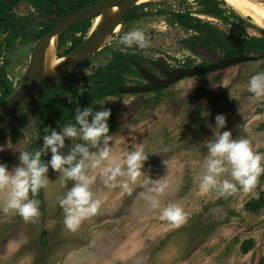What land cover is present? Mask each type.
I'll list each match as a JSON object with an SVG mask.
<instances>
[{
    "label": "rangeland",
    "instance_id": "374dc122",
    "mask_svg": "<svg viewBox=\"0 0 264 264\" xmlns=\"http://www.w3.org/2000/svg\"><path fill=\"white\" fill-rule=\"evenodd\" d=\"M198 10L195 0H163L136 9V14L144 16L138 20L122 22L111 43L95 53L83 68L67 80L55 98L71 100L83 97L90 86L81 79L91 75L95 68L107 65L115 53L126 56L137 54L160 66L172 67L173 72L181 68L187 58L192 60L193 67L223 61V53L203 50L186 41L193 33L176 25L173 18L176 13H190L220 30L243 36H260L259 32L263 30L254 25L251 19L241 15L244 22L234 25L199 15ZM15 13L18 16H30L34 8L30 2L23 1L15 8ZM36 19L41 17L33 19L29 29L32 36L14 40L4 50L2 65L14 84L22 82L25 76L35 46L34 36L42 22ZM230 21L233 22V19ZM137 29L144 32L148 47L127 48L118 43L122 35ZM80 38L81 34L67 35L59 54ZM189 47H192L193 53L188 51ZM152 72L161 88L167 87L173 78L172 72L164 75L157 70ZM259 72H264V58L244 61L204 76L177 79L183 80L160 93L124 92L93 106L94 111L102 107L111 110L109 128H117L110 134L111 156L119 158L122 170H126L123 161L127 153L135 150L138 144H142L144 152L148 154L142 174L136 179L142 186L131 193L117 190L112 195L118 207L116 211L111 209L112 205L99 204L98 210L102 215L98 218V225H102L103 220L115 219L116 231L122 232L116 247L121 248L120 257L124 259H105V264L260 263L264 257V207L259 212L250 213L245 210V205L257 199L260 191H264V182H257L249 191H244L232 180L229 168L218 179H227L237 184L236 191L222 195L215 189L205 192L200 188V178L206 171L205 158L208 155L204 142L213 136L210 127H215L217 114L226 116V127L221 131H231L236 140H249L252 150L264 155V97L257 99L248 91L250 77ZM139 83L145 82L142 78H130L129 85ZM66 120L62 119L60 123H67ZM23 128L28 132L26 138L21 131ZM44 135L42 121L35 109L24 110L6 119L0 124V149H3L0 150V163L7 164L11 170L19 163V151L29 152L31 146L41 138L43 141ZM78 141L79 137L72 141L66 139L63 151L67 152L71 143L74 145ZM102 148L101 144L98 149L91 151L96 152ZM50 158L51 153L44 156V161ZM98 171L86 169V174L93 178L90 191L96 193L95 197L98 196L97 191H100L97 190L99 186H104L102 177L96 176ZM47 175L49 182L45 188L40 189L39 196L29 194L31 199L40 202V214L27 222L15 211L3 212L8 190H0V264L58 263L56 253L53 254L56 251L57 236L48 230L51 220L64 224L65 213L59 201L70 190L73 182H65L50 167ZM148 178L158 180L166 187L161 193L149 192V188L157 185H145L144 181ZM149 196L155 197L158 207L153 206ZM135 199L138 202L136 212L128 209L129 202ZM173 204L183 210L184 220L179 226L162 218L163 209ZM43 232H46L45 235ZM113 236L111 240L119 239ZM69 237L60 240L69 241ZM247 240H252L254 247L247 254H242L241 245ZM129 256L132 257L125 259Z\"/></svg>",
    "mask_w": 264,
    "mask_h": 264
},
{
    "label": "clouds",
    "instance_id": "9594fccd",
    "mask_svg": "<svg viewBox=\"0 0 264 264\" xmlns=\"http://www.w3.org/2000/svg\"><path fill=\"white\" fill-rule=\"evenodd\" d=\"M111 43V40L108 41ZM118 43L127 48L133 46L144 49L148 47V41L141 30H132L119 38ZM248 91L254 94L255 98L264 97V72H259L250 77ZM103 105V102H101ZM104 106V105H103ZM111 110L102 107L95 110L93 107L77 106L74 115V124L57 121V128L45 127L42 146L34 152L19 151L18 165L9 169L7 164L0 163V190L7 189V198L4 201L3 212L15 211L26 222L39 216V204L36 199H31L29 194L35 196L40 189L45 188L49 182V167L58 172L65 181H72V187L59 203L65 213L64 224L72 231H75L82 220L94 215L99 208V201H93L90 186L93 178L86 174V168L98 167L107 160L108 166L104 169L107 180L115 181L118 176H127L133 182L142 174L144 162L148 154L143 150L142 144H138L135 150L126 155L123 164L126 170H122V163L119 158L111 156L109 135L110 129L108 120ZM226 127V116L217 114L215 127L211 125L213 136L204 143L208 150L205 158L206 171L200 178L202 191L217 190L222 195L231 194L236 191L237 184L227 179L218 178L228 172L232 180L236 181L244 191H249L264 173V155L254 152L247 139H233L231 131H221ZM23 137L28 136L25 128L21 129ZM79 137L83 143H71L67 152L65 141H72ZM103 148L93 152L91 149ZM3 150V149H0ZM51 153V158L46 162L42 157ZM90 162V164H86ZM155 183L157 186L149 188V192L161 193L166 187L160 181L146 179L144 184ZM115 186V185H113ZM125 191H131L127 183H124ZM154 207H158L155 197L149 196ZM162 218L175 226H179L184 220L183 210L178 205H169L162 211Z\"/></svg>",
    "mask_w": 264,
    "mask_h": 264
},
{
    "label": "trees",
    "instance_id": "16d2710c",
    "mask_svg": "<svg viewBox=\"0 0 264 264\" xmlns=\"http://www.w3.org/2000/svg\"><path fill=\"white\" fill-rule=\"evenodd\" d=\"M19 0H0V30L4 33L10 31V36L17 37L22 34L21 25L23 19H17L11 14V9L18 3ZM101 0H54V2L47 0H32L31 3L36 12L41 14V17L51 16H67L79 10L89 8L97 5ZM198 3L199 15L208 16L218 19L224 23L242 24L244 19L227 7L226 3L221 0H195ZM148 4L133 7L124 17L123 23L127 21L138 20L144 14H136L138 8H143ZM175 23L186 30H192L197 33L196 42L203 48H214L223 53L225 58H243V61H251L264 58V30H260V36L238 35L227 33L220 30L218 27L203 22L191 16L190 13H176L173 14ZM233 19V22L230 20ZM250 19V18H247ZM23 20V21H22ZM43 24L45 27L41 35L48 32L52 25L49 23ZM91 26V22H83L73 26L72 30L86 33ZM39 36L35 37L38 38ZM144 63L137 55L126 56L124 54H114L111 62L106 67H100L96 72L87 79L94 85V93L88 95V99L79 103L72 104L67 100H55L51 96L56 92L62 90L63 87L58 88L47 94L44 98L36 102L30 108H37L39 117L42 121V126L52 127L57 121L67 119L66 122L74 124L75 109L77 106L93 107L95 102L109 97H116L120 95L121 87L126 85V77L129 75H138ZM0 89L2 97L0 104L9 98L15 90L6 83L4 76L0 75ZM157 91V89L155 90ZM109 135L115 131L116 127L109 128ZM78 143H83L80 141ZM40 148V145L35 144L31 147V152ZM44 157H42V162ZM264 182V173L258 178V183ZM40 191V190H39ZM39 196V192L35 195ZM264 207V191H260L257 199H252L245 205V210L250 213L259 212ZM254 247L252 240L244 241L241 245L240 251L242 254H247ZM259 264H264V257Z\"/></svg>",
    "mask_w": 264,
    "mask_h": 264
},
{
    "label": "water",
    "instance_id": "95a60500",
    "mask_svg": "<svg viewBox=\"0 0 264 264\" xmlns=\"http://www.w3.org/2000/svg\"><path fill=\"white\" fill-rule=\"evenodd\" d=\"M118 5L121 6L120 9L111 16L103 30L92 36L88 34L86 40L75 51L64 57L66 60L73 59V64L67 68L55 71L52 67V58L57 50L61 35L75 25L88 21L93 22L95 18ZM132 8L133 6H131L130 0H101L95 6L82 9L66 18L58 19L57 26L36 43L31 56L30 67L23 82L9 98L0 104V123L9 116L28 108L36 101L43 98L48 92L61 85L73 73L78 71L99 51L100 45L105 37L118 23L121 25L124 17ZM1 20L2 19H0V21ZM44 48L46 49L45 54L43 53ZM242 61L243 58H226L223 61L213 63L204 68L191 70L179 69L173 72V78L176 80L183 77H191L215 70H221L237 65ZM144 76L151 80V85L131 87L129 91L139 93L146 92L156 86L157 81L155 78L149 77L148 73H144Z\"/></svg>",
    "mask_w": 264,
    "mask_h": 264
},
{
    "label": "crops",
    "instance_id": "0c3cea01",
    "mask_svg": "<svg viewBox=\"0 0 264 264\" xmlns=\"http://www.w3.org/2000/svg\"><path fill=\"white\" fill-rule=\"evenodd\" d=\"M86 164H90V162H86ZM108 166L107 161H103L98 167L92 168L87 167V170L90 169H99L97 177H102V182L104 186H99L97 190V197L93 194V201H99L101 205H112L111 209L116 211L118 207L115 206L116 200L113 199V196L116 194L117 190H124L123 184L127 183L130 185L131 191H125L128 193L134 192L135 189L142 186L138 181L132 182L130 178L127 176H118L115 181L107 180V176L104 174L102 169ZM122 180V181H121ZM106 184L115 185L110 187L106 186ZM148 189V187H147ZM147 194V192L145 193ZM113 195V196H112ZM123 198H121L122 200ZM138 206L137 199L129 202L128 209L130 211H135ZM126 208V207H125ZM101 212L99 210L91 215L80 223L79 227L75 230H69L63 222L59 224L58 222H54L51 220V224L49 225V233L57 236V245L55 258L58 262L57 264H105L103 260L105 259H113L118 257L117 259H124L120 257L121 248L116 247V243L121 240V231H116V220H103L102 225H98V218L101 216ZM122 226V225H121ZM46 232H43L45 235ZM114 235V236H113ZM69 237V241L60 240L62 237ZM111 236L119 237V239L111 240ZM65 242V243H64ZM114 243L113 245H111ZM117 251H116V250ZM120 257V258H119ZM132 256L125 257L131 258Z\"/></svg>",
    "mask_w": 264,
    "mask_h": 264
},
{
    "label": "flooded vegetation",
    "instance_id": "af4514ba",
    "mask_svg": "<svg viewBox=\"0 0 264 264\" xmlns=\"http://www.w3.org/2000/svg\"><path fill=\"white\" fill-rule=\"evenodd\" d=\"M23 1H25V2H30V5L33 7V5H32V3H31V0H19L18 1V3L11 9V14L15 17V18H17V19H23L22 21V25H21V30H22V34H20V35H18L17 37H13V36H10V31H7L6 33H4L2 30H0V35H2V39H0V75H3L4 76V79H5V81H6V83H8L9 85H10V87H11V90H15L16 91V89H18V87L20 86V84L23 82H19V83H17V84H14L11 80H10V78H9V76H8V74H7V72H6V68H5V66H3L2 65V59H3V53H4V50H5V48H6V46L7 45H9L12 41H14V40H18V39H20L21 37H28V36H32V35H30V33H29V29L31 28V24H32V22H33V19H34V17H41V14H39V13H37L36 12V10H35V8H34V13L33 14H31L30 16H18L16 13H15V8L21 3V2H23ZM51 2H54V0H50ZM143 5V4H142ZM227 5V4H226ZM139 6H141V5H139ZM80 11V10H79ZM78 12V11H77ZM74 13H76V12H74ZM35 15V16H34ZM71 15V14H70ZM69 15H67V16H51V17H41V19H36L37 21H44V23H42V22H40L39 23V25H40V28L38 29V31H37V35L36 36H34V43H35V45H36V43L41 39V38H43L44 36H46L48 33H50L56 26H57V24H58V22H57V20L58 19H61V18H66V17H68ZM191 16H192V14H191ZM193 17V16H192ZM194 18H196V17H194ZM0 19H2V18H0ZM198 19V18H197ZM3 20V19H2ZM1 20V21H2ZM48 20H50L49 21V23H51L50 25H52V27H51V29L48 31V32H46V33H44V35H41L42 34V31H44L45 29V27L43 26V24H46L47 22H48ZM176 25H178L177 23H176ZM179 26V25H178ZM120 27H121V25H120ZM72 28L73 27H71V28H69L68 30H66L62 35H61V37H60V39H59V41H58V46H57V50H56V55H55V57L56 58H64V57H66V56H68L69 54H71L73 51H75L85 40H86V38H87V36H88V32H86V33H83V32H81V31H73L72 30ZM180 28H182V27H180ZM120 29V28H119ZM183 29V28H182ZM88 30H90V28L88 29ZM186 30V29H185ZM119 31V30H118ZM189 32H192L193 33V35L190 37V38H188L186 41H189V42H191L192 43V45L193 46H196V47H198V48H200V49H203V50H216V49H214V48H203V47H201L197 42H196V37H197V33L196 32H194V31H192V30H188ZM223 31V30H222ZM228 33V32H227ZM69 34H71L72 36H76V35H79V34H81V37L82 38H80V39H78V40H76L75 42H72L71 43V46L65 51V52H63L62 54H59V50L61 49V46H62V43H63V40H64V38L67 36V35H69ZM260 34V33H259ZM117 35V33L115 34V36ZM37 36H39L38 38H35V37H37ZM114 36V37H115ZM113 37V38H114ZM112 38V39H113ZM111 39V40H112ZM109 44V43H108ZM107 44V45H108ZM106 45V46H107ZM106 46H104V48H106ZM34 48H35V46H34ZM34 48H33V50H34ZM104 48H102V49H100L99 51H101V50H103ZM188 49V51L189 52H191V53H193V50H192V47H189V48H187ZM98 51V52H99ZM217 51V50H216ZM32 53H33V51L31 52V55H30V58H29V63H28V66H27V68H26V72H25V76H24V78L26 77V74H27V71H28V69H29V67H30V60H31V56H32ZM116 54V53H115ZM118 54H121V53H118ZM133 55H137V54H133ZM138 57H140L141 58V61L144 63V67H142L141 68V70L139 71V73H138V75H129V76H127L126 77V85H124V86H122L121 87V94L120 95H122L124 92H127L128 94H133V93H139V92H131V91H129V88H131V87H141V86H150L151 85V80H149L148 78H146L145 76H144V73H148V75H149V77H153V78H155V80L157 81V84H156V86L154 87V88H151L150 90H148V91H146V92H140V94H149V93H160V92H162V91H164V90H166V89H169L171 86H173V85H175V84H177L179 81H181V80H183L184 78H190V77H183V79H181V80H174L175 78H172V79H170V81H169V85L167 86V87H164V88H161V86H160V83H159V81L157 80V78L156 77H154L153 75H152V70H157V71H160L161 72V74H166L167 72H172L173 73V68L172 67H169V66H160L159 64H157V63H155V62H152V61H149V60H147L146 58H144V57H142V56H139V55H137ZM93 57V56H92ZM91 57V58H92ZM113 57V56H112ZM91 58L81 67V68H83L90 60H91ZM223 59H226L224 56H223ZM112 60V59H111ZM192 60L190 59V58H187V60L183 63V66L181 67V68H178V69H176V70H179V69H183V70H191V69H198V68H204V67H207V66H209V65H211V64H213V63H207V64H199V65H197L196 67H193L192 66V62H191ZM111 62V61H110ZM109 62V63H110ZM108 63V64H109ZM107 64V65H108ZM107 65H105V66H99V67H97V68H95V70L92 72V74L91 75H89V76H86V77H83L81 80H82V82L83 83H85V84H87V85H89L90 87H89V89H88V91L87 92H85L84 93V96L83 97H81V98H72L71 100H69V99H66V98H63V97H61V98H55L56 97V95H58L62 90H60L59 92H55L51 97L53 98V99H55V100H67V101H69V102H71V104H72V102H73V100L75 99L76 101L75 102H73V104H75V103H79V102H82V101H85V100H87L88 99V95L90 94V92L93 94L94 93V90H93V87H94V85L92 84V83H90L89 81H87V79L89 78V77H91L95 72H96V70L98 69V68H100V67H106ZM80 68V69H81ZM79 69V70H80ZM175 70V71H176ZM221 70H223V69H221ZM174 71V72H175ZM215 71H217V70H215ZM78 71H76L75 73H73L71 76H69L61 85H59L58 87H56L55 89H53L52 91H54V90H57L58 88H60V87H64L63 85H64V83L67 81V80H69L70 78H72L76 73H77ZM212 72H214V71H211V72H208V73H203V74H199V75H194V76H204V75H208V74H210V73H212ZM194 76H191V77H194ZM132 77H137V78H142L143 80H144V82L145 83H139V84H134V85H129V81H130V78H132ZM24 78H23V80H24ZM174 80V81H173ZM161 88V89H160ZM63 89V88H62ZM157 89V91H155ZM123 90H125V91H123ZM52 91H50V92H52ZM50 92H48L47 94H49ZM46 94V95H47ZM45 95V96H46ZM120 95H118V96H120ZM44 96V97H45ZM118 96H116V97H118ZM2 97V92H1V89H0V98ZM43 97V98H44ZM116 97H109V98H105V99H103V100H106V99H110V98H116ZM42 99V98H41ZM40 99V100H41ZM39 101V100H38ZM38 101H36V102H38ZM100 101H102V100H100ZM100 101H97V102H95V105H96V103H98V102H100ZM35 102V103H36ZM34 103V104H35ZM34 104H32L31 106H29L28 108H26V109H24V110H27V109H32V108H30V107H32ZM94 105V106H95ZM33 109H35V110H37L38 111V116H39V110L37 109V108H33ZM24 110H21V111H19V112H17V113H15V114H13V115H11V116H9L8 118H6V119H9V118H12L13 116H15V115H17V114H19V113H21V112H23ZM5 119V120H6ZM41 119V118H40ZM4 120V121H5ZM3 121V122H4ZM1 124V123H0ZM57 125V122H56V124L54 125V126H52L51 128H54L55 126ZM43 127V126H42ZM43 129H44V127H43ZM117 129V128H116ZM115 129V130H116ZM114 132V131H113ZM45 134V133H44ZM112 134V133H111ZM42 140V138L36 143V144H38V145H40V147L42 146V143H43V141H41ZM81 141V140H80ZM80 141H78V142H80ZM77 142V143H78ZM32 147V146H31ZM31 149V148H30ZM29 152H31V150L29 151Z\"/></svg>",
    "mask_w": 264,
    "mask_h": 264
},
{
    "label": "bare ground",
    "instance_id": "6f19581e",
    "mask_svg": "<svg viewBox=\"0 0 264 264\" xmlns=\"http://www.w3.org/2000/svg\"><path fill=\"white\" fill-rule=\"evenodd\" d=\"M131 6H139L142 4H148V3H156L163 0H130ZM224 1L227 6L234 9L239 15L242 17L250 18L252 23L256 25L257 27L264 30V0H221ZM120 5L114 7L110 11L98 16L91 22L90 30L87 32L90 34V36L100 32L103 30L106 26V24L109 22L111 16L118 12L120 9ZM120 28V23H118L113 30L105 37L104 41L100 45V49L104 48L109 42V39L111 40L115 34L118 32ZM43 53H46V49L44 48ZM56 53V52H55ZM56 54L53 56L52 60V67L55 71H59L61 69L69 67L71 64H73L74 60H66L64 58H56Z\"/></svg>",
    "mask_w": 264,
    "mask_h": 264
}]
</instances>
